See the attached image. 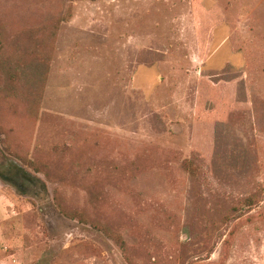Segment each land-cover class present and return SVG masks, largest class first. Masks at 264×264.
Returning <instances> with one entry per match:
<instances>
[{
  "label": "rangeland",
  "instance_id": "1",
  "mask_svg": "<svg viewBox=\"0 0 264 264\" xmlns=\"http://www.w3.org/2000/svg\"><path fill=\"white\" fill-rule=\"evenodd\" d=\"M0 264H264V0H0Z\"/></svg>",
  "mask_w": 264,
  "mask_h": 264
},
{
  "label": "trees",
  "instance_id": "2",
  "mask_svg": "<svg viewBox=\"0 0 264 264\" xmlns=\"http://www.w3.org/2000/svg\"><path fill=\"white\" fill-rule=\"evenodd\" d=\"M104 231H105V229H104ZM106 232L110 236V238H112L114 241H116L120 245L121 248H124V241L122 240L120 235H118L116 233H112V232L108 231L107 229H106Z\"/></svg>",
  "mask_w": 264,
  "mask_h": 264
}]
</instances>
